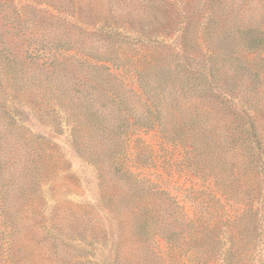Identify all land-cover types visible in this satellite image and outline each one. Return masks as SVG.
Returning <instances> with one entry per match:
<instances>
[{
  "label": "trees",
  "instance_id": "obj_1",
  "mask_svg": "<svg viewBox=\"0 0 264 264\" xmlns=\"http://www.w3.org/2000/svg\"><path fill=\"white\" fill-rule=\"evenodd\" d=\"M259 2L200 0L193 12L183 10L181 4V17L174 21L173 46L166 43V33L158 35L142 28H129L139 42L132 58L126 49L129 46H73L68 36L73 27L93 28L108 38L121 34L116 20L106 22L100 16L89 17L74 0H0V112L11 128L32 135L24 142L27 156L40 149L45 151L43 146L35 148L32 138L49 146L57 145L63 134L76 141L81 136L76 124L70 125L67 120L63 129L57 121L59 111L68 116L74 114V109L78 111L77 119L97 125L107 140L113 133L122 135L124 140L130 141L133 135H136L134 140H141V131H155L165 143L186 149L183 159L187 168L197 169V155L202 146H212L211 140L213 143L219 139L220 147L236 146L245 156L244 168L252 174L246 195L248 207L239 217L245 219V226L240 229L245 239L243 235L238 238L241 242L254 238L257 241L259 236V240H264V8ZM42 23L46 24L45 28L36 29ZM55 28L64 31L58 33ZM9 36L18 40L12 42ZM155 41L159 42L156 46ZM88 59L121 60V68L128 71L130 67L132 80L129 78V81L134 87L127 89L134 96L127 93L128 80L122 78L118 82L123 87L103 79L96 71L91 78L85 74L75 77L71 67L78 65L83 69ZM79 82L87 84L86 90L88 86L97 89L99 85L102 90L116 92L113 96L106 95L104 104L108 102L110 109L109 102L117 99L122 110L99 111L80 100L75 101L72 96L82 91ZM60 96L70 98L61 102ZM131 103L138 107L133 108ZM209 104L225 121L224 130L216 136L203 108ZM32 121L41 127V132L30 128ZM72 140L66 141L65 148H71ZM128 155L124 154L125 160L129 159ZM106 156L113 159L115 155L108 152ZM116 170L138 192H144V185L150 183L125 165ZM7 181L0 170V205L9 198ZM154 194L165 196L159 190H154ZM172 204L141 206L131 211L133 232L151 241L148 250L156 256L165 250L157 248L155 233L164 239L169 253L176 242L183 247L179 240L183 230L191 233L189 243L195 248H198L199 236L211 250H216L222 241L229 242V238L232 241L229 227L220 231L202 214L187 218L181 206ZM170 215L174 216L172 221L168 220ZM8 219L1 210L0 222L6 226ZM176 224L181 229L168 230ZM96 237L90 235L89 243L84 242L85 250L75 251L79 258L87 264H115L116 231H110L108 239ZM232 244L223 243L222 264H231ZM263 252L264 246L256 253L258 260L263 258ZM166 257L172 264H181L184 260L169 254ZM190 261L197 264L207 259L195 254Z\"/></svg>",
  "mask_w": 264,
  "mask_h": 264
},
{
  "label": "rangeland",
  "instance_id": "obj_2",
  "mask_svg": "<svg viewBox=\"0 0 264 264\" xmlns=\"http://www.w3.org/2000/svg\"><path fill=\"white\" fill-rule=\"evenodd\" d=\"M199 1L74 0L81 12L89 17L100 16L106 22L116 20L121 34L108 38L93 28L81 30L73 27L69 29L68 36L73 46H129L126 49L133 58L139 42L129 28H142L158 35L166 33V43L173 46L174 21L181 17L179 7L184 5L183 10L186 8L193 12ZM259 5L264 8V0H260ZM43 25L46 24L42 23L36 29L40 30ZM63 31L55 28V32ZM10 40L15 42L18 38L10 37ZM158 43L155 41L153 45ZM71 69L79 78L83 74L91 78L96 71L103 79L108 78L120 87H123L118 82L120 78L132 80L128 72L132 69L121 68V60L88 59L83 69L78 65ZM128 81L126 89L129 86L133 88L134 84ZM78 87L82 91L72 96L77 99L75 101L80 100L99 111L114 110L118 113L122 110L117 99L109 102L110 109L107 108L108 102L104 104L105 96H113L116 92L102 90L99 85L97 89L88 86L86 90L87 84L81 85L80 82ZM127 93L134 96L128 89ZM69 98L60 96L59 100L67 102ZM131 106L138 107L136 103H131ZM203 108L216 136L217 132L224 130V118L211 104ZM77 112L74 109V114L67 116L61 110L57 114L61 128L64 129L68 120L70 125L76 124L80 129L81 136L76 141L63 134L57 145L49 146L47 142L32 138L34 147L43 146L45 151L40 149L28 156L24 142L28 135H32L11 128L0 112V170L4 180H8L9 192L6 203L0 205V211L9 217L6 226L0 222V264H87L75 251L85 250L84 242L90 240V235L103 240L102 236L108 239L110 231H116L117 236L115 264H172L166 254L183 258L181 264H193L190 260L195 254L207 259L197 264H222L220 250L223 243L225 246L233 243L231 264H264V255L261 260L256 255L264 246V240H259V236L257 241L254 238L241 242L238 238L243 235L245 239L240 231L245 226V219L239 217L248 207L246 195L252 174L244 168L245 156L236 146L220 147L219 139L213 143L211 140L212 146H202L197 155V169L187 168L183 159L186 149L165 143L155 131H141V140H134L136 135L130 141L124 140L122 135L115 133L107 140L97 125L77 119ZM30 128L41 132V127L33 121ZM68 140H72L71 148H65ZM108 152L115 155L113 159H108ZM126 153L129 154L128 160L124 157ZM146 155L149 156L147 160ZM124 165L139 178L149 180L150 183L143 187L144 192H138L136 187H130L129 182L125 183L119 177L116 168ZM154 190L162 191L165 196L154 194ZM171 202L173 206H181L187 218L202 214L220 231L229 227L232 241L229 238V242L222 241L216 250H211L199 236L198 248H195L189 243L192 241L191 233L186 234L183 230L179 237L183 247L176 242L171 245L169 253L164 239L154 232L157 248L165 250L156 256L148 250L147 245L150 246L151 241L147 242L133 232L131 211L141 206L163 207ZM173 217L170 215L168 220L172 221ZM179 229L181 226L176 224L168 230Z\"/></svg>",
  "mask_w": 264,
  "mask_h": 264
}]
</instances>
